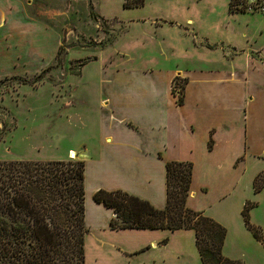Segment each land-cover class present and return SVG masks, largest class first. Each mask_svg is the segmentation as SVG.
<instances>
[{
	"label": "rangeland",
	"instance_id": "1",
	"mask_svg": "<svg viewBox=\"0 0 264 264\" xmlns=\"http://www.w3.org/2000/svg\"><path fill=\"white\" fill-rule=\"evenodd\" d=\"M124 1L25 2L32 20L56 32L50 42L55 45L49 47L47 63L36 70L0 71V159H81L69 149L78 151L81 137L93 138L95 126L88 130L89 109L82 110L77 100L88 83L99 81L101 66L147 70L153 59L166 69L178 63L195 69L205 86L208 81L218 84L214 81L220 75H232L228 84L239 99L230 115L237 128L244 113L246 133L234 130L230 149L232 154L245 151V157L209 174L211 187L196 204L226 227L224 255L246 264H264V244L252 235L241 214L245 201L253 202L249 219L264 235V187L258 192L252 187L254 174L264 168V2L127 0L129 6H124ZM187 80L185 73L174 75L177 95H182ZM221 189L224 193L219 194ZM52 199L53 203L70 200L59 193ZM116 232L102 235L89 228L84 235V264H201L191 231L171 237L166 255L157 262L152 257L122 258L110 245L123 239ZM180 242L188 246L186 251L195 250L194 259L186 262L177 253Z\"/></svg>",
	"mask_w": 264,
	"mask_h": 264
},
{
	"label": "crops",
	"instance_id": "2",
	"mask_svg": "<svg viewBox=\"0 0 264 264\" xmlns=\"http://www.w3.org/2000/svg\"><path fill=\"white\" fill-rule=\"evenodd\" d=\"M26 1L32 3V0H0V71L10 68L36 70L47 63L51 53L49 47L55 45L50 42L56 32L44 30L45 26L28 16ZM13 60L17 61L15 66L11 63ZM158 64L153 59L146 65L147 70L101 66L99 81L88 83L80 98L75 97L79 98L81 109H89L86 112L87 128L90 130L95 126L94 137H81L76 142L78 151L69 149L84 161L87 228H94L102 235L117 231L123 239L110 243L111 249L122 258L152 257V262L164 258V249L176 233L191 231L194 235V231L190 228H111L113 209L95 201L93 193L99 188H120L163 208L166 204L165 161L190 160L193 163L192 180L186 203L198 209L200 205L196 204V199L211 187L208 175L230 168L232 160L237 164L244 159L245 151L232 154L230 147L234 130L246 133L244 113L237 128L230 115L239 99L228 84L232 75H220L214 81L218 84L208 81L210 83L205 86L195 69L182 68L178 63L166 69ZM215 69L217 67H207L209 71ZM180 73H185L188 78L181 96L172 86L174 75ZM192 74L197 78H192ZM209 139L212 140L211 147H208ZM219 192L224 193V189ZM201 210L205 212V209ZM100 241L101 244L105 242ZM176 244L177 253L186 262L195 258L196 252L191 246L186 251V244ZM197 256L202 264L198 250Z\"/></svg>",
	"mask_w": 264,
	"mask_h": 264
},
{
	"label": "trees",
	"instance_id": "3",
	"mask_svg": "<svg viewBox=\"0 0 264 264\" xmlns=\"http://www.w3.org/2000/svg\"><path fill=\"white\" fill-rule=\"evenodd\" d=\"M123 5L129 6L127 0ZM192 167L190 160L165 161L163 208L120 188H99L93 199L113 209L111 228H190L202 264H246L222 253L226 227L187 205ZM83 180L82 159H0V264H84L88 228ZM252 187L254 192L264 187V169L254 175ZM56 193L70 200L53 203ZM253 205L245 201L241 214L252 235L264 244L260 226L249 219Z\"/></svg>",
	"mask_w": 264,
	"mask_h": 264
},
{
	"label": "built area",
	"instance_id": "4",
	"mask_svg": "<svg viewBox=\"0 0 264 264\" xmlns=\"http://www.w3.org/2000/svg\"><path fill=\"white\" fill-rule=\"evenodd\" d=\"M246 1L249 2V3L257 2V1H263L264 2V0H246Z\"/></svg>",
	"mask_w": 264,
	"mask_h": 264
}]
</instances>
